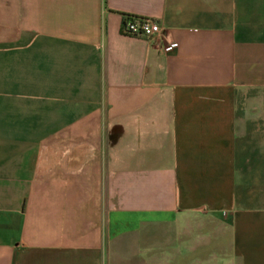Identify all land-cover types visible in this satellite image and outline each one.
<instances>
[{"label":"crops","instance_id":"crops-1","mask_svg":"<svg viewBox=\"0 0 264 264\" xmlns=\"http://www.w3.org/2000/svg\"><path fill=\"white\" fill-rule=\"evenodd\" d=\"M0 264H264V0H0Z\"/></svg>","mask_w":264,"mask_h":264},{"label":"built area","instance_id":"built-area-1","mask_svg":"<svg viewBox=\"0 0 264 264\" xmlns=\"http://www.w3.org/2000/svg\"><path fill=\"white\" fill-rule=\"evenodd\" d=\"M162 25L153 18L126 15L122 25V31L126 35L145 36L150 40H156L162 33Z\"/></svg>","mask_w":264,"mask_h":264},{"label":"trees","instance_id":"trees-1","mask_svg":"<svg viewBox=\"0 0 264 264\" xmlns=\"http://www.w3.org/2000/svg\"><path fill=\"white\" fill-rule=\"evenodd\" d=\"M128 16V15H127Z\"/></svg>","mask_w":264,"mask_h":264}]
</instances>
